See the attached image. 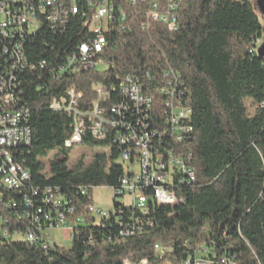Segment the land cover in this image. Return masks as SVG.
<instances>
[{"label": "trees", "instance_id": "16d2710c", "mask_svg": "<svg viewBox=\"0 0 264 264\" xmlns=\"http://www.w3.org/2000/svg\"><path fill=\"white\" fill-rule=\"evenodd\" d=\"M98 1L92 0V6L80 1L79 13L64 27L43 24L36 34H28L23 47L28 62L61 59L85 40L89 32L83 26ZM107 1L113 5L112 19L95 60L98 65L65 72L55 80L47 70L25 75L18 104L28 109L31 138L18 158L30 177L18 189L0 183V264H141L143 259L147 264H177L202 243H212L213 253L224 252L237 264H264V55L255 54L263 29L256 0ZM170 1L175 4L174 31L147 17L151 3L169 10ZM166 70L179 76L180 101L191 110L187 123L192 129L175 151L194 170V181L176 189L182 199L176 205L149 201L141 213L118 200L123 196H114L107 218L89 216L92 188L116 187L128 164L124 167L111 136L96 139L88 129L81 144L107 152L94 153L88 163L80 158L68 164L60 158L68 148L64 142L72 134L73 118L50 109V100L72 86L82 95L78 109L90 111L98 97L94 86L100 84L111 93L99 103L106 108L116 98L112 86L125 75L134 76L146 89L155 87ZM245 99L253 106L251 115ZM162 143L176 146L169 138ZM52 150L57 153L45 164L42 159ZM45 187L57 189L67 201L61 211L68 221L82 217L71 224L68 247L45 242L43 216L38 214L35 221V208L24 202L31 198L36 204L41 195L34 197L32 191ZM9 200L17 207L4 208ZM131 217L140 227L121 237V223ZM31 231L40 236L36 243L25 239ZM156 245L166 248L163 255L154 250Z\"/></svg>", "mask_w": 264, "mask_h": 264}, {"label": "built area", "instance_id": "2783aa9c", "mask_svg": "<svg viewBox=\"0 0 264 264\" xmlns=\"http://www.w3.org/2000/svg\"><path fill=\"white\" fill-rule=\"evenodd\" d=\"M80 1L88 6L93 4L92 0H0V183L8 184L9 189L21 188L30 177L18 158V155H22L20 150L30 143L31 138V130L26 123L28 109L18 104V94L23 92L26 83L25 75L39 69L41 73L47 70L50 80H55L68 71L95 67L98 65L95 60L106 44L105 33L112 19L113 5L107 0H99L93 7L90 19L84 23L83 30L89 32L85 40L61 59L28 62L23 48L28 34H36L43 24L50 29L64 27L72 15L79 13ZM128 1L135 3L136 0ZM167 8L169 10H160L153 2L147 17L165 23L170 31H174L176 18L171 11L175 4L170 1ZM120 16L124 18V13L121 12ZM156 83L155 87L146 90L137 78L125 75L117 87L112 86L111 92L116 98L106 108L99 106V103L109 100L111 93L108 87L95 85L98 97L91 102L90 111L78 109L77 102L82 95L72 86L65 90V95L53 97L49 102L50 109L65 112L73 118V131L64 142L65 147L81 144L87 129L96 139H103L107 135L112 137L121 160L128 164L126 175L120 178L116 187L111 188L113 197L128 196L131 208L141 213L147 211L149 201L167 205L182 202L176 189L195 179L194 170L175 151L177 144L192 129L187 123L191 110L180 101L182 91L179 76L166 70ZM148 91L163 93L164 97L154 98ZM167 138L176 146L165 147L162 141ZM9 149H17L16 159H8ZM56 191L51 187L36 189L32 191L33 196L41 195L40 200L36 204L31 198L24 201L27 206L35 208V221H38V214L43 216L46 227L41 229L42 233L61 228L71 230L73 222L82 221V217L67 220L61 211L67 201ZM47 206L50 208H44ZM3 207L14 209L17 202L6 201ZM67 212H72V208L68 207ZM86 212L96 219L107 218L111 214L92 202L86 206ZM138 227V221L131 217V221L121 223L119 235L131 236V232ZM2 234L5 235V231ZM39 237L32 231L25 234V239H29L30 243H36ZM210 245L200 244L193 254L177 264H237L233 257L224 252L213 253L212 243ZM43 247H46L45 244ZM154 250L163 255L166 248L157 245ZM128 263L124 260V264ZM141 264H147V260L143 259Z\"/></svg>", "mask_w": 264, "mask_h": 264}, {"label": "rangeland", "instance_id": "374dc122", "mask_svg": "<svg viewBox=\"0 0 264 264\" xmlns=\"http://www.w3.org/2000/svg\"><path fill=\"white\" fill-rule=\"evenodd\" d=\"M256 2L259 7L258 19L263 29L261 32V36L259 38L260 43L255 49V54L261 55L264 49V0H256ZM100 67L101 69L105 68V66H100ZM244 102L247 107L248 114L251 115L253 112V106L251 105V101L245 99ZM102 151L107 152V149L100 147H93L86 144H79L63 150V152L59 153V157L65 158L68 164H72L80 158H83V161L85 163H88L91 160L94 153L102 152ZM56 153H57L56 150L50 151L48 153V156L42 159L43 162L47 164V161L51 159L53 155H55ZM117 161L121 162L120 159H118ZM123 165L125 167L127 164L124 163ZM90 199L93 205L99 206L106 213H110L113 210V193L109 187L99 186L92 188ZM118 200L123 202L124 204H127L129 202L128 196L119 197ZM16 237L17 239L23 240V236L21 235H18ZM43 237L47 244L49 245L57 244L62 247H68L71 240L70 234L66 236L64 234L63 228L44 231Z\"/></svg>", "mask_w": 264, "mask_h": 264}, {"label": "bare ground", "instance_id": "6f19581e", "mask_svg": "<svg viewBox=\"0 0 264 264\" xmlns=\"http://www.w3.org/2000/svg\"><path fill=\"white\" fill-rule=\"evenodd\" d=\"M17 151V149H9L8 152V159H15L14 158V153ZM6 188H8V184H3ZM29 240V239H28ZM157 246V245H156Z\"/></svg>", "mask_w": 264, "mask_h": 264}, {"label": "crops", "instance_id": "0c3cea01", "mask_svg": "<svg viewBox=\"0 0 264 264\" xmlns=\"http://www.w3.org/2000/svg\"><path fill=\"white\" fill-rule=\"evenodd\" d=\"M64 229V234L67 236L70 234V229L69 228H63Z\"/></svg>", "mask_w": 264, "mask_h": 264}, {"label": "water", "instance_id": "95a60500", "mask_svg": "<svg viewBox=\"0 0 264 264\" xmlns=\"http://www.w3.org/2000/svg\"><path fill=\"white\" fill-rule=\"evenodd\" d=\"M262 54L264 55V49H263V51H262Z\"/></svg>", "mask_w": 264, "mask_h": 264}]
</instances>
